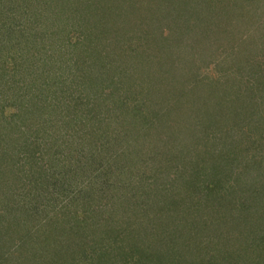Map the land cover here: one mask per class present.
<instances>
[{
    "label": "trees",
    "instance_id": "trees-1",
    "mask_svg": "<svg viewBox=\"0 0 264 264\" xmlns=\"http://www.w3.org/2000/svg\"><path fill=\"white\" fill-rule=\"evenodd\" d=\"M153 1L0 12V264H264V0Z\"/></svg>",
    "mask_w": 264,
    "mask_h": 264
},
{
    "label": "rangeland",
    "instance_id": "rangeland-1",
    "mask_svg": "<svg viewBox=\"0 0 264 264\" xmlns=\"http://www.w3.org/2000/svg\"><path fill=\"white\" fill-rule=\"evenodd\" d=\"M12 1H14L13 3H12ZM26 2V0L25 1H21V0H0V12L3 10L4 12H5V14L7 13V15H6V17L8 16V15H10L9 17L10 18H12V17H14V16H17L18 17V13H15V11L16 12H18L19 11V9H20V4H23V3H25ZM154 3H157V2H159V0H154L153 1ZM163 2H166V1H163ZM37 5V4H36ZM36 5H35V8H37L36 7ZM38 6V5H37ZM181 8V7H180ZM29 9V8H28ZM42 9H44V8H42ZM182 9V8H181ZM10 10V11H9ZM24 10H25V8H24ZM181 11H179V10H173V13H172V11L169 13V15H167L166 17H169L168 19H167V21H166V19L164 18V15L162 14V16H160L159 17V19H162V18H164L163 19V21H165L164 23H165V25H170L171 23L170 22H168V21H171L172 22V24H177V23H179V21L181 20V19H183V17H180L178 14L180 13ZM147 13H149V11H147ZM150 18H152L153 19V17H150ZM9 19V18H8ZM193 19V18H192ZM130 25H132L131 23H129ZM206 24V22H203V25H205ZM180 25V24H179ZM197 26V24H195V22H194V20H192L191 21V25H189V26H187V28L185 29V30H182V32L181 33H183L184 34V36H182L181 38H175L174 40H176V42L175 41H170V40H173V39H170V40H167V39H165V38H160L159 36H158V38H154V40H156V39H161V41L164 43V41H169V44L170 45H175V44H178V43H180V42H184L187 46L186 47H184V48H186L185 50L188 52H191L192 50H193V54L195 53V50L192 48V46L193 47H195L197 50L198 49H200V50H198L199 52H201V47L199 46V45H197L196 44V41H195V39L196 40H199V36H201V38H200V40H202L203 39V37H206L207 35H209L208 33H205L204 31L203 32H200L201 30H198L200 27H196ZM196 27V28H195ZM240 28H241V31H243V33H244V23L242 22L241 23V25H240ZM180 33V34H181ZM243 33H241V35L243 34ZM240 34V33H239ZM199 40V41H200ZM171 48H173V46L171 47ZM165 50H166V47H165ZM212 50H215V48H214V46H212L211 47V51ZM174 51V50H173ZM164 54H166L165 53V51H164ZM214 57H216L217 55H216V51H214ZM204 56V55H203ZM197 63H196V61H195V65H196ZM197 66L198 67H195L194 66V69H195V72H199V73H204V71L206 70V67H204V66H206V64H203V65H198L197 64ZM136 79H139V77H135V80ZM141 79V78H140ZM141 81H143L142 79H141ZM2 82V81H1ZM14 92H16V91H14ZM0 96H4L5 98H6V100L9 102V100H10V93H9V96L8 95H4L3 94V92L2 91H0ZM2 102V101H1ZM0 102V104H2ZM211 130L212 131H214V132H218V131H215V128H211ZM5 226V224L1 227L0 226V229L2 230V231H6L7 230V228H3ZM6 227H7V225H6ZM21 233H23L22 231H20ZM11 231H9V234H8V236H9V238H10V235L11 236H15V234L14 233H12ZM52 236V235H51ZM3 250H6V249H3ZM29 250L30 251H32L33 252V254H37V248H33V249H30L29 248ZM31 253V252H30ZM30 255V254H29ZM18 256V257H17ZM18 259H19V255H16V256H12V257H10L6 262L7 263H4V264H19L18 263ZM21 260L22 261H24L25 263L29 260V262L31 261L29 258L28 259H26V260H24L22 257H21ZM37 263V260H35V261H31L30 263H28V264H36Z\"/></svg>",
    "mask_w": 264,
    "mask_h": 264
}]
</instances>
